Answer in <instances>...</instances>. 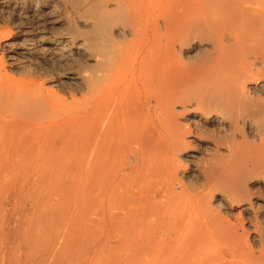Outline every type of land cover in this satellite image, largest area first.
<instances>
[{
    "label": "bare ground",
    "instance_id": "bare-ground-1",
    "mask_svg": "<svg viewBox=\"0 0 264 264\" xmlns=\"http://www.w3.org/2000/svg\"><path fill=\"white\" fill-rule=\"evenodd\" d=\"M0 264H264V0H0Z\"/></svg>",
    "mask_w": 264,
    "mask_h": 264
},
{
    "label": "rangeland",
    "instance_id": "rangeland-1",
    "mask_svg": "<svg viewBox=\"0 0 264 264\" xmlns=\"http://www.w3.org/2000/svg\"><path fill=\"white\" fill-rule=\"evenodd\" d=\"M0 50H1V48H0ZM1 52V51H0Z\"/></svg>",
    "mask_w": 264,
    "mask_h": 264
}]
</instances>
